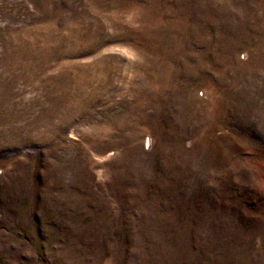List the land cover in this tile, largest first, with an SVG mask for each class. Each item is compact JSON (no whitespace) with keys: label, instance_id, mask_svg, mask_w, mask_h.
<instances>
[{"label":"rangeland","instance_id":"374dc122","mask_svg":"<svg viewBox=\"0 0 264 264\" xmlns=\"http://www.w3.org/2000/svg\"><path fill=\"white\" fill-rule=\"evenodd\" d=\"M0 264H264V0H0Z\"/></svg>","mask_w":264,"mask_h":264}]
</instances>
